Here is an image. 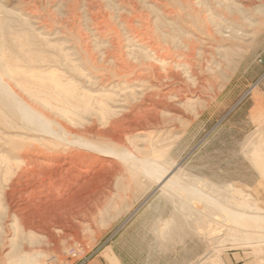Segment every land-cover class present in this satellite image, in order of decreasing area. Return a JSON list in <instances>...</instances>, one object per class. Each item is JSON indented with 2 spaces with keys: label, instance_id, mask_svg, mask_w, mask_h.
<instances>
[{
  "label": "rangeland",
  "instance_id": "374dc122",
  "mask_svg": "<svg viewBox=\"0 0 264 264\" xmlns=\"http://www.w3.org/2000/svg\"><path fill=\"white\" fill-rule=\"evenodd\" d=\"M0 83V264H264V0H0Z\"/></svg>",
  "mask_w": 264,
  "mask_h": 264
},
{
  "label": "bare ground",
  "instance_id": "6f19581e",
  "mask_svg": "<svg viewBox=\"0 0 264 264\" xmlns=\"http://www.w3.org/2000/svg\"><path fill=\"white\" fill-rule=\"evenodd\" d=\"M162 61V63L164 62V60H160ZM1 84V83H0ZM5 84H1L0 85V106L8 111L14 118H16L19 122V124L21 125V129L24 130V131H28L29 133L30 132H40V133H46V134H49L50 136H53L55 135V139L58 138L60 139L63 143L64 141H66L65 139V135H62L61 133L59 134V132H55V131H51L50 130V126H49V122L41 115L39 114L36 110L30 108L28 105L26 104H23V107L21 110H16L14 109V104H12L11 101H9L7 95L9 94L5 88H4ZM131 93V92H130ZM132 96L135 95V94H131ZM9 96V95H8ZM107 100L108 101H111V102H116L115 100L111 99L110 97H107ZM17 103V102H16ZM102 111L103 112H106L107 115H114L116 114V110H110V109H106L105 106L102 107ZM63 128V127H62ZM57 131V130H56ZM65 131V130H64ZM55 133H58L57 134H54ZM71 133V132H70ZM69 135V134H68ZM100 136V135H99ZM102 137V136H101ZM99 137V138H101ZM98 138V137H97ZM68 139V138H67ZM71 145H78L79 149H87L89 150L90 152L91 151H94V152H97L99 155L103 156V157H106V156H117V158H127L128 156L130 155H127V151H126V154L123 153V152H115V151H112L110 149H107L105 148L106 146H103L101 145L102 143H98V142H87V141H84L82 140L81 137L79 136H73V141L70 142ZM77 147V146H76ZM37 150V149H35ZM118 151V150H117ZM83 156H89L87 154H81ZM61 156V155H60ZM73 157V156H72ZM135 157V156H134ZM55 161L58 163L55 165V168L59 170V174H65L67 175L69 173V170L68 168L66 167V164H70V163H66L65 161L63 162H60V159L59 157H55ZM76 159V158H75ZM136 160L138 158H135ZM67 160V159H66ZM76 161V160H75ZM134 161V160H133ZM133 161H132V164H133ZM70 162V161H69ZM152 162V161H151ZM130 163V161H129ZM82 164V162H81ZM139 164V163H138ZM134 167H136L135 163L133 164ZM45 166V165H44ZM89 167V166H88ZM131 167V165H130ZM133 167V166H132ZM131 167V168H132ZM73 168V167H72ZM157 166L155 164H152V163H149L147 160H140V167H139V170L142 172V174H144L145 176L143 177H146V175L149 177L150 175H153L156 171H157ZM136 170V169H134ZM138 170V169H137ZM138 170V171H139ZM84 171V170H83ZM138 172L141 174V172ZM82 172V171H81ZM86 171H84L85 173ZM137 172V171H136ZM76 175V174H75ZM85 175V174H83ZM63 176V175H62ZM165 175L163 176H159L158 179L156 180L155 184L157 185V187L164 191L166 190L167 188L170 189L169 185H170V182L169 181H166ZM60 177V175H59ZM72 177V176H71ZM68 178V177H67ZM70 179V178H69ZM80 179V178H79ZM64 181V180H63ZM71 181V180H70ZM72 182V181H71ZM75 183V182H74ZM190 187V186H189ZM167 189V190H168ZM169 191V190H168ZM197 195H195V199L196 196H201V195H198L200 194L199 192L197 193V191H195ZM193 198V197H192ZM202 198H204L203 200L199 201V202H202V201H208L209 199L211 200V204L214 205V201L213 199H211L210 197L208 196H205L204 194L202 195ZM200 198V199H202ZM209 200V202H210ZM195 201V200H194ZM193 201V203H194ZM184 202V201H183ZM210 204V203H209ZM187 207V206H186ZM185 207V208H186ZM232 207V206H231ZM195 208V207H194ZM233 208V207H232ZM237 209V208H236ZM203 210V209H202ZM239 210V209H237ZM236 211V210H235ZM245 211V210H244ZM229 213V212H228ZM196 214V213H195ZM231 214H233L234 216H237L239 218H242L245 216L243 214H237V213H234V212H231ZM15 242V239L13 238L12 242ZM13 244V243H12ZM13 247V246H12ZM15 247V245H14ZM16 248V247H15ZM22 252V251H21ZM16 254V253H15ZM15 259V258H14ZM17 260L15 261V264H45V262L43 261L42 259V256L40 254H35V253H32L30 251H26L25 249H23V252L18 255V257L16 258ZM1 260V259H0ZM2 261V260H1ZM5 262V261H4ZM1 263V262H0ZM3 264V263H2ZM13 264V263H12Z\"/></svg>",
  "mask_w": 264,
  "mask_h": 264
},
{
  "label": "crops",
  "instance_id": "0c3cea01",
  "mask_svg": "<svg viewBox=\"0 0 264 264\" xmlns=\"http://www.w3.org/2000/svg\"><path fill=\"white\" fill-rule=\"evenodd\" d=\"M232 256V258L234 259V258H238V255H231ZM232 258H230V259H232ZM181 257L178 259V256H174V258H172V260H171V264H188V256H186L185 257V259H183V261L182 262H180L181 261ZM236 262H238L237 264H253L252 262H245V263H240L239 261H236Z\"/></svg>",
  "mask_w": 264,
  "mask_h": 264
}]
</instances>
